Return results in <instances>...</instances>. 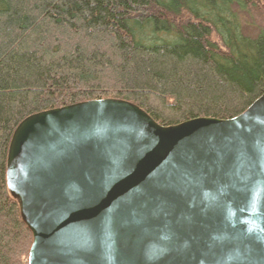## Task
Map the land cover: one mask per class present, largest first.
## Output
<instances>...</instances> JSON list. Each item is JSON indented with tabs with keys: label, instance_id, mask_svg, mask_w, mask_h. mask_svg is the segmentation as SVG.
<instances>
[{
	"label": "water",
	"instance_id": "95a60500",
	"mask_svg": "<svg viewBox=\"0 0 264 264\" xmlns=\"http://www.w3.org/2000/svg\"><path fill=\"white\" fill-rule=\"evenodd\" d=\"M7 176L29 264H264V94L173 126L117 98L41 111Z\"/></svg>",
	"mask_w": 264,
	"mask_h": 264
},
{
	"label": "trees",
	"instance_id": "16d2710c",
	"mask_svg": "<svg viewBox=\"0 0 264 264\" xmlns=\"http://www.w3.org/2000/svg\"><path fill=\"white\" fill-rule=\"evenodd\" d=\"M263 94L264 0H0V264H29L34 241L7 176L25 118L117 98L173 126Z\"/></svg>",
	"mask_w": 264,
	"mask_h": 264
},
{
	"label": "rangeland",
	"instance_id": "374dc122",
	"mask_svg": "<svg viewBox=\"0 0 264 264\" xmlns=\"http://www.w3.org/2000/svg\"><path fill=\"white\" fill-rule=\"evenodd\" d=\"M245 31L247 34L255 35L256 34V27H254L250 22H247V24L245 25Z\"/></svg>",
	"mask_w": 264,
	"mask_h": 264
}]
</instances>
